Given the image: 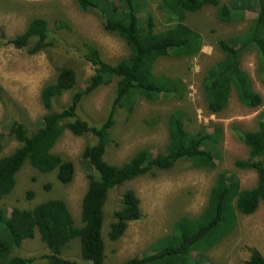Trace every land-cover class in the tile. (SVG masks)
Wrapping results in <instances>:
<instances>
[{
	"label": "trees",
	"instance_id": "trees-1",
	"mask_svg": "<svg viewBox=\"0 0 264 264\" xmlns=\"http://www.w3.org/2000/svg\"><path fill=\"white\" fill-rule=\"evenodd\" d=\"M251 0H236L232 6L222 0H74L78 9L95 13L103 29L123 40L128 55L115 63L100 56L92 44L83 43L82 57L91 64L93 73L84 89L77 90V74L71 67L56 66L54 80L40 92V102L46 111L36 129L28 130L21 119L10 120L5 129L7 136L17 146L6 156L0 157V264H32L38 259L47 264H80L65 255L71 244L77 243L79 257L88 264H104V233L111 242L118 241L129 223L141 218L140 200L132 189L120 196L118 206L104 221L106 204L114 189L146 174L166 171L180 161L193 168L213 169L216 152L223 138V129L214 124L211 131H190L185 126V112L175 110L166 117L168 141L163 151L153 155L148 149L136 152L121 164L105 160L110 144V130L118 110L130 114L136 102L158 101L162 98L181 99L186 85L178 77L155 73L156 62L165 57L192 58L200 54L203 40L199 32L186 25V14L206 6L217 7V19L230 23L237 13L250 10ZM154 3L163 14L165 27L157 30L155 16L150 8ZM144 4L146 6L144 7ZM258 11L248 28L238 35L217 41L222 58L211 66L202 77V92L207 111L217 114L223 111L233 92L243 106L255 109L261 106L262 97L254 91L248 74L240 68L246 52L255 51L258 70L264 81V0H257ZM142 9H146L142 14ZM48 20L31 19L25 30L14 37L0 34L4 44L15 49H26L29 54L53 47ZM56 28L66 26L59 22ZM115 79L112 101L105 120L93 125L79 114L85 96ZM72 92L66 106L56 108L57 100ZM65 131L76 137L91 136L92 144L82 151L87 166L88 180L81 201L80 221L76 223L62 199H49L28 208H13L8 213L2 206L3 198L15 186V176L29 164L43 173H51L61 185H68L74 178V165L70 160L52 152ZM237 140L248 149L245 159H236L238 170L254 171L256 183L242 189L239 181L220 173L209 192L206 206L196 217H180L170 233L153 243L150 251L143 252L120 264H197L203 254L231 233L237 214L251 215L260 205L264 206V114L257 120L254 131L235 129ZM0 133V154L4 148ZM49 189L50 184L44 186ZM28 197H32L28 192ZM107 227L106 231L103 229ZM38 239L46 249L40 258H28L16 254L24 240ZM196 255L197 260L193 261ZM212 264V263H208ZM243 264H264V256L253 249Z\"/></svg>",
	"mask_w": 264,
	"mask_h": 264
},
{
	"label": "rangeland",
	"instance_id": "rangeland-1",
	"mask_svg": "<svg viewBox=\"0 0 264 264\" xmlns=\"http://www.w3.org/2000/svg\"><path fill=\"white\" fill-rule=\"evenodd\" d=\"M146 0V4H150ZM236 0H222L228 6ZM252 8L237 13V19L222 23L217 19V7L206 6L194 13H187L185 23L200 33L203 47L199 55L192 58L159 59L155 73H163L180 78L186 85L183 98H162L150 102L139 100L128 114L124 109L114 116L110 130V144L105 160L111 164H121L136 152L148 149L153 155L163 151L168 141L166 117L175 110H183L185 126L194 132L211 131L214 124L223 129V138L216 152V166L213 169L193 168L188 162L180 161L166 171H155L125 183L109 194L106 204L107 215L104 224L110 220L112 209L117 208L121 194L126 189L135 191L140 200L141 218L129 223L124 235L116 242L105 241L104 264H120L143 252L150 251L159 238L168 235L180 217H196L206 206L208 195L215 185L218 175L226 172L236 178L242 189L252 188L256 183L254 171L238 170L233 162L245 159L248 149L240 143L235 129L254 131L258 117L264 114V81L258 70L255 51L246 52L241 58L240 68L245 71L255 92L262 97L260 107L250 109L243 106L232 92L226 108L210 114L205 106L202 92L204 73L222 58L217 41L225 40L244 32L258 11L257 0H251ZM144 4V7L146 6ZM150 8L155 16L156 29L165 27L164 17L156 4ZM146 9H142V14ZM36 17L49 21L55 38L53 47L29 54L26 49H15L0 39V133L4 148L1 156L8 155L17 146L16 141L7 136L5 126L10 120L21 119L27 129L34 130L46 111L40 102L41 89L54 80L56 66H68L77 74V90L84 89L93 69L82 55L83 43L94 45L100 56L115 63L128 55L123 40L106 32L100 18L92 12L83 13L74 0H0V34L6 38L21 34L28 22ZM59 22L64 27L53 26ZM115 79L102 85L84 97L79 114L93 125H100L106 118L112 101ZM72 92L63 94L56 102V108L66 106ZM91 136L76 137L65 131L54 145L52 152L74 165V178L68 185L59 184L54 175L43 173L25 164L15 176V186L3 198L1 206L10 213L13 208H28L49 199L65 201L76 223L80 221L81 201L88 180L87 166L82 159V151L92 144ZM50 184L49 189L45 185ZM31 192L32 197H28ZM107 227L103 229L106 231ZM258 250L264 256V206L260 205L251 215L237 214L236 225L229 235L203 254L197 264H243L251 251ZM16 254L28 258H40L46 253L38 235L24 240ZM65 255L80 264H88L79 257L77 243L71 244ZM194 255L193 261L197 260ZM32 264H47L38 259Z\"/></svg>",
	"mask_w": 264,
	"mask_h": 264
}]
</instances>
